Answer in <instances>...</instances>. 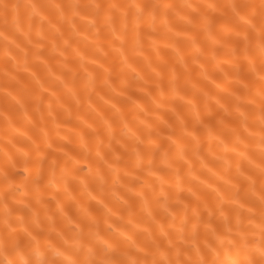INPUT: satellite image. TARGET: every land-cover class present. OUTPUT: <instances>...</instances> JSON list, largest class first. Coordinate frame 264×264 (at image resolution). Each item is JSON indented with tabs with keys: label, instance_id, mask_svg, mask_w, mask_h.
<instances>
[{
	"label": "bare ground",
	"instance_id": "obj_1",
	"mask_svg": "<svg viewBox=\"0 0 264 264\" xmlns=\"http://www.w3.org/2000/svg\"><path fill=\"white\" fill-rule=\"evenodd\" d=\"M0 264H264V0H0Z\"/></svg>",
	"mask_w": 264,
	"mask_h": 264
}]
</instances>
